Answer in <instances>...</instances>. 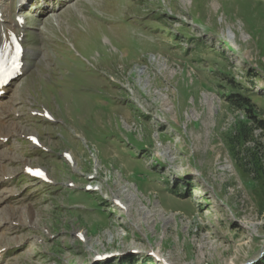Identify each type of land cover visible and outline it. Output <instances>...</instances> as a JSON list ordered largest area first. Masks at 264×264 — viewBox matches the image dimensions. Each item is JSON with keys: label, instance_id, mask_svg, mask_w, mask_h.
I'll return each mask as SVG.
<instances>
[{"label": "rangeland", "instance_id": "374dc122", "mask_svg": "<svg viewBox=\"0 0 264 264\" xmlns=\"http://www.w3.org/2000/svg\"><path fill=\"white\" fill-rule=\"evenodd\" d=\"M55 28L56 122L25 126L50 144L30 161L53 183L25 184L0 247L28 250L5 264H260L264 0H80Z\"/></svg>", "mask_w": 264, "mask_h": 264}, {"label": "bare ground", "instance_id": "6f19581e", "mask_svg": "<svg viewBox=\"0 0 264 264\" xmlns=\"http://www.w3.org/2000/svg\"><path fill=\"white\" fill-rule=\"evenodd\" d=\"M6 32V31H5ZM227 35H228V38L231 40V41H233L234 39H235V33L234 32H232V31H230V32H228L227 33ZM242 37H243V39L244 40H247V37L245 36V35H242ZM230 41V42H231ZM167 70V69H166ZM140 73V72H139ZM147 81V80H146ZM156 93V92H155ZM148 94V93H147ZM148 96V95H147ZM157 98L158 99H161L162 101L163 100H166L165 98H162L161 96H157ZM73 129V128H72ZM71 157H72V155H71ZM73 161H74V159H73ZM74 164V163H73ZM46 173H48V171H46ZM131 195H134V194H128V195H124L123 197L124 198H126V197H128V196H131ZM119 197V196H118ZM131 199V198H130ZM132 200V199H131ZM115 201H119V204L121 205V206H124L123 208H124V210H126V212H128L130 209V205H131V202H129L130 203V205H129V207L120 199V198H116L115 199ZM7 214H8V212H7V210H3V212H1L0 213V216H1V221H0V228H2V227H4V225L5 224H7L8 222L7 221H9V222H11V224H12V220L14 219V217H13V215H11V213H9V215H10V218L9 219H7V221H3V220H5V217H8L7 216ZM5 216V217H4ZM139 222V219H136V220H134V226H136V225H139L140 224V222ZM10 224V223H9ZM10 224V225H11ZM33 251H34V249H33ZM201 255V254H200Z\"/></svg>", "mask_w": 264, "mask_h": 264}, {"label": "trees", "instance_id": "16d2710c", "mask_svg": "<svg viewBox=\"0 0 264 264\" xmlns=\"http://www.w3.org/2000/svg\"><path fill=\"white\" fill-rule=\"evenodd\" d=\"M234 105L238 106L241 109H248V108L245 107L246 104H242L239 101L238 102H234ZM248 111L251 113L250 110H248ZM254 116L255 115L252 116L251 120L254 121L255 127L264 131V122L262 120H259V121L255 120L256 118ZM247 126H248V124H242L241 129L239 131V134L237 136V138L239 140L244 141V142L248 141L250 139V136H251V132L250 133L248 132L250 130L247 129ZM233 144H235V143L233 142ZM148 261L152 262V260H150V259ZM260 264H264V259L260 262Z\"/></svg>", "mask_w": 264, "mask_h": 264}, {"label": "snow or ice", "instance_id": "6c2138e0", "mask_svg": "<svg viewBox=\"0 0 264 264\" xmlns=\"http://www.w3.org/2000/svg\"><path fill=\"white\" fill-rule=\"evenodd\" d=\"M37 174H40V173H37Z\"/></svg>", "mask_w": 264, "mask_h": 264}]
</instances>
